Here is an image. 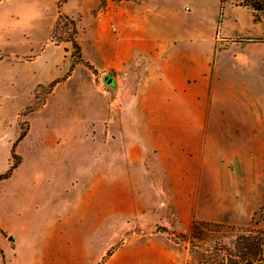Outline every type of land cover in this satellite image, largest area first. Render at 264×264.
I'll return each mask as SVG.
<instances>
[{"label": "rangeland", "instance_id": "1", "mask_svg": "<svg viewBox=\"0 0 264 264\" xmlns=\"http://www.w3.org/2000/svg\"><path fill=\"white\" fill-rule=\"evenodd\" d=\"M145 5L158 13L164 37L201 49L212 43L216 63L224 54L212 72L206 140H196L193 187L180 182L174 165L108 172L106 158H97L107 138L91 135L93 121L106 113V80L82 58L79 18L60 15L48 29L57 13L50 7L22 37L23 20L14 13L21 2L0 0L5 264L10 255L20 264H234L240 238L264 233V0ZM64 41L73 42L70 54L50 45ZM86 51L94 55L90 46ZM54 65L61 75L36 88L33 75L47 77ZM76 211L78 220H64ZM193 232L203 233L195 239ZM255 264H264V243Z\"/></svg>", "mask_w": 264, "mask_h": 264}, {"label": "crops", "instance_id": "2", "mask_svg": "<svg viewBox=\"0 0 264 264\" xmlns=\"http://www.w3.org/2000/svg\"><path fill=\"white\" fill-rule=\"evenodd\" d=\"M18 1L21 6L14 13L18 21L23 20L22 37L32 35L34 18L45 17L50 7L57 13L48 29L51 25L53 30L60 15L78 17L76 41L90 73L98 79H112V84L106 82V95L99 92L106 99L105 116L91 124L96 140L107 138L108 148L97 157L106 158L107 171L141 174L157 168L165 172L164 166L174 165L180 182L193 187L196 140H206V109L214 105L210 100L212 72L224 54L216 63L212 43L201 49L164 37L154 19L158 13L154 15L145 5L147 0L117 5L109 0ZM104 1L107 5L102 7ZM50 45L70 54L73 42ZM88 45L94 55L86 51ZM51 67L47 77L33 75L36 88L61 75L57 65ZM80 216L77 211L66 213L64 220ZM10 258V264H20L18 258ZM60 262L66 263L65 259L55 263Z\"/></svg>", "mask_w": 264, "mask_h": 264}, {"label": "trees", "instance_id": "3", "mask_svg": "<svg viewBox=\"0 0 264 264\" xmlns=\"http://www.w3.org/2000/svg\"><path fill=\"white\" fill-rule=\"evenodd\" d=\"M254 10H262L261 8H257L254 6ZM203 232H193L192 237L195 239H199ZM240 242H242V252L241 255L238 256L240 261L234 262V264H255L258 263L261 259L262 254V246L264 243V233H255L252 234L249 232L248 236H243L240 238ZM0 259L5 264V256L4 252L0 250Z\"/></svg>", "mask_w": 264, "mask_h": 264}, {"label": "water", "instance_id": "4", "mask_svg": "<svg viewBox=\"0 0 264 264\" xmlns=\"http://www.w3.org/2000/svg\"><path fill=\"white\" fill-rule=\"evenodd\" d=\"M105 80L108 84H112V79H110L109 77H107Z\"/></svg>", "mask_w": 264, "mask_h": 264}]
</instances>
